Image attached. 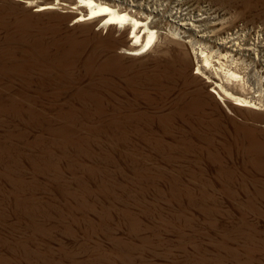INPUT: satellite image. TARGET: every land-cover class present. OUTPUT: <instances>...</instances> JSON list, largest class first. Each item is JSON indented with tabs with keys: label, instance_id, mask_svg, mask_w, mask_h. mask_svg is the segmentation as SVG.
I'll list each match as a JSON object with an SVG mask.
<instances>
[{
	"label": "rangeland",
	"instance_id": "rangeland-1",
	"mask_svg": "<svg viewBox=\"0 0 264 264\" xmlns=\"http://www.w3.org/2000/svg\"><path fill=\"white\" fill-rule=\"evenodd\" d=\"M200 6L213 38L264 27V0ZM33 10L0 0V264H264V86L225 105L189 43L129 57L121 31Z\"/></svg>",
	"mask_w": 264,
	"mask_h": 264
},
{
	"label": "bare ground",
	"instance_id": "bare-ground-1",
	"mask_svg": "<svg viewBox=\"0 0 264 264\" xmlns=\"http://www.w3.org/2000/svg\"><path fill=\"white\" fill-rule=\"evenodd\" d=\"M200 1L24 0L35 13L66 11L69 17L73 16L74 24H88L90 29L96 26L103 31H121L122 43L126 47L121 52L129 57H139L153 51L159 34H163V39L167 37L182 44L189 43L193 47L198 72L207 75V85L221 102H229L230 99L232 102L236 95L253 92L252 89L239 94L231 92L237 81L241 88L264 86L260 78H252L254 74L249 78H241L236 71H222L215 57L223 60H234L241 56L242 59L254 57L259 70L264 73V27L248 29L235 26L232 30L223 32L219 39L213 38L216 36L214 16H210L209 9L200 6ZM202 40L212 43L213 49L219 44L221 50H213ZM211 77L218 81L210 79ZM260 100L264 102V92Z\"/></svg>",
	"mask_w": 264,
	"mask_h": 264
}]
</instances>
